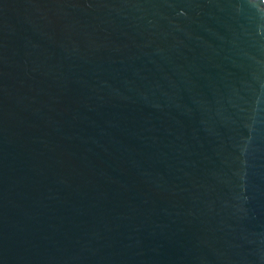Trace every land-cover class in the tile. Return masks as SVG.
Wrapping results in <instances>:
<instances>
[{"label": "water", "instance_id": "1", "mask_svg": "<svg viewBox=\"0 0 264 264\" xmlns=\"http://www.w3.org/2000/svg\"><path fill=\"white\" fill-rule=\"evenodd\" d=\"M0 264H264V0H0Z\"/></svg>", "mask_w": 264, "mask_h": 264}]
</instances>
